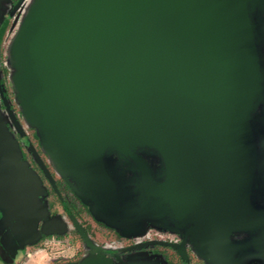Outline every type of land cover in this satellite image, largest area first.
Returning a JSON list of instances; mask_svg holds the SVG:
<instances>
[{
  "label": "water",
  "instance_id": "obj_1",
  "mask_svg": "<svg viewBox=\"0 0 264 264\" xmlns=\"http://www.w3.org/2000/svg\"><path fill=\"white\" fill-rule=\"evenodd\" d=\"M263 4L35 0L13 45L22 114L75 194L118 222L137 207L161 216L185 264L188 241L211 264L264 256ZM13 144L0 124V153ZM0 207L31 232L44 217L2 164Z\"/></svg>",
  "mask_w": 264,
  "mask_h": 264
},
{
  "label": "rangeland",
  "instance_id": "obj_2",
  "mask_svg": "<svg viewBox=\"0 0 264 264\" xmlns=\"http://www.w3.org/2000/svg\"><path fill=\"white\" fill-rule=\"evenodd\" d=\"M15 1L3 0L0 12V25L4 23L1 30L7 29L0 38V72H3V93L16 116L20 130L13 126L7 117L6 107L0 103V124L7 137L15 144L8 148L10 155L0 153V164L13 167L18 178L33 188L37 206L41 208L45 220L54 219L63 224V228L59 233L44 236L39 231L40 220L31 232L0 207V264H178L180 254L177 253V243L181 237L180 232L173 231L165 219L149 212L146 207H137L136 217L118 222L98 207H94L90 198L83 194V199H88L84 202L73 193L70 186V183H74L73 180L68 175L64 177L60 167L45 150L39 131L23 116L14 86V80L22 73V68L14 65L10 57L23 21L35 0H19L17 12L12 17L10 9L16 5ZM8 19H11V22L7 26ZM31 148L42 162L45 161L43 164L47 165L52 173L54 171L69 181L66 186L62 183L58 195L53 192L49 181L39 169ZM146 153L150 158L158 160L153 153ZM112 157L113 161L118 159L115 162L116 169L130 172L125 162L126 166L123 165L121 158L114 155ZM254 199L264 206L262 187H257ZM74 201L76 205L73 209L66 211L63 208V205L73 204ZM67 212L74 217L75 213L80 215L77 220H73ZM81 228H86L85 232L89 233V243H83L77 235ZM110 228L114 231V242L109 241L111 245L107 239L105 241V235ZM133 245H137L134 250H122V247ZM186 248L189 255H192L191 264H211L200 255L194 242L188 241ZM242 264H264V256L247 255Z\"/></svg>",
  "mask_w": 264,
  "mask_h": 264
},
{
  "label": "flooded vegetation",
  "instance_id": "obj_3",
  "mask_svg": "<svg viewBox=\"0 0 264 264\" xmlns=\"http://www.w3.org/2000/svg\"><path fill=\"white\" fill-rule=\"evenodd\" d=\"M21 1V0H20ZM16 2V5H14L11 9H10V14L12 15V17L15 15V12H17L16 10L18 9V6H17V4L19 3V0H16L15 1ZM2 6H3V0H2ZM263 8H264V4L262 5V7H261V9L258 11V15H259V21H261V22H264V12H263ZM9 14V15H10ZM19 14H20V12H19ZM16 18V17H15ZM12 19V18H11ZM11 19L9 20L8 19V21L6 22L7 23V26L9 25V23L11 22ZM14 21H15V19H14ZM3 24L4 23H2L1 25H0V38L2 37V36H4V34H5V31L7 30L6 28H4L3 30H1V27L3 26ZM261 24V23H260ZM262 31V32H261ZM259 32H261L260 33V39H259V43H260V50H261V56L263 57V59H262V69H263V75H264V24L262 23V30H260ZM2 82H3V72L1 71L0 72V103H1V105H3V106H5L4 108L6 109V111H7V114H8V119H10L11 120V122H12V124H13V126L15 127V128H17L18 130H20V126H19V123H18V121H17V119H16V116H15V114L13 113V111H12V109L10 108V105L8 104V102H7V100H6V97H5V95H4V93H3V89H2ZM263 85H264V78H263ZM263 88H264V86H263ZM262 102L264 103V99L262 100ZM14 128V129H15ZM259 129L260 130H262V131H264V125H262L261 127H259ZM16 130V129H15ZM23 135V137H24V133L22 134ZM14 143V142H13ZM13 145H15V144H13ZM31 151H32V155L36 158V160L38 161L37 163L39 164V169L41 170V172H42V174L46 177V179L49 181V183H50V185L52 186V189H53V192L55 193V194H59L60 193V188H61V185H62V183H65V186H66V184H68L69 183V181L68 180H66L64 177H65V175H64V177H60V176H58L54 171H53V173L51 172V170L47 167V165H44L43 163L45 162H42V160L39 158V156L37 155V154H35V153H33V150H32V148H31ZM148 152H150V151H148ZM142 154H144V156L146 157V159L147 160H151V161H155V159L154 158H150V155L148 154L147 155V153H146V150H144L143 152H141ZM48 160V159H47ZM61 183V184H60ZM71 192V191H70ZM75 201H76V199H75ZM74 201V203L73 204H70V205H63V208H65V210L66 211H68L70 208H72L73 209V207H75V202ZM67 206V207H66ZM68 213V212H67ZM79 213V212H78ZM69 214V213H68ZM70 215V214H69ZM80 214H78L77 215V213H75V217L73 216V215H70L72 218H73V220H77L78 218V216H79ZM48 221H51V222H53V221H55L54 219L53 220H50V219H48V220H45V217H43V219L40 221V223H39V231H40V233L42 234V235H44L45 233L43 232V225H44V223L45 222H48ZM57 222V221H56ZM38 224V223H37ZM87 224H83V226H86ZM78 230V229H77ZM86 231V228H85V230L84 229H80V230H78L77 231V235L82 239V241H83V243L86 241V242H90V240L87 238V236H88V234L89 233H86L85 232ZM114 231L113 230H111V228H110V230L109 231H107V233H106V235H105V241H106V239L108 240V242L109 241H111L112 243L114 242L113 241V237H114ZM45 236V235H44ZM243 238H246L245 236H240V237H235V239H243ZM104 241V242H105ZM181 241H182V236L179 238V240H178V243H177V253L178 254H180V259L178 258V260H179V262H178V264H185V257L179 252V250H178V245L181 243ZM111 242H109V245H111L112 243ZM148 242H149V240H148ZM108 243H106V245H107ZM187 244V243H186ZM186 244H185V246H184V250H185V253H186V255H187V258H188V264H191V258H190V256H192V255H189V253L187 252V248H186ZM125 245V244H124ZM138 245H141V244H138ZM137 245H133V246H126V247H122V250L124 251V250H128V251H131V249L132 250H134V247H136ZM121 250V251H122ZM174 256H176V254H174ZM194 256V255H193ZM177 257V256H176ZM198 262L199 263H201L199 260H198Z\"/></svg>",
  "mask_w": 264,
  "mask_h": 264
},
{
  "label": "trees",
  "instance_id": "obj_4",
  "mask_svg": "<svg viewBox=\"0 0 264 264\" xmlns=\"http://www.w3.org/2000/svg\"><path fill=\"white\" fill-rule=\"evenodd\" d=\"M75 194V192H73Z\"/></svg>",
  "mask_w": 264,
  "mask_h": 264
}]
</instances>
